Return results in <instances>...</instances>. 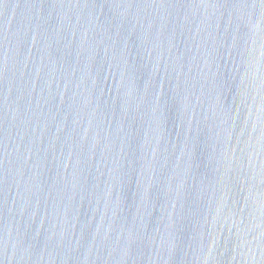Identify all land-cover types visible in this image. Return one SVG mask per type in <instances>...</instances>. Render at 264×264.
I'll return each instance as SVG.
<instances>
[{"label":"water","instance_id":"95a60500","mask_svg":"<svg viewBox=\"0 0 264 264\" xmlns=\"http://www.w3.org/2000/svg\"><path fill=\"white\" fill-rule=\"evenodd\" d=\"M0 264H264V0H0Z\"/></svg>","mask_w":264,"mask_h":264}]
</instances>
